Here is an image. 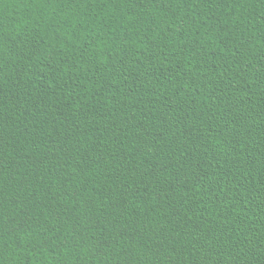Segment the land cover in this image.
Wrapping results in <instances>:
<instances>
[{
    "label": "trees",
    "instance_id": "1",
    "mask_svg": "<svg viewBox=\"0 0 264 264\" xmlns=\"http://www.w3.org/2000/svg\"><path fill=\"white\" fill-rule=\"evenodd\" d=\"M0 264H264V0H0Z\"/></svg>",
    "mask_w": 264,
    "mask_h": 264
}]
</instances>
